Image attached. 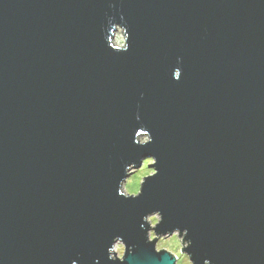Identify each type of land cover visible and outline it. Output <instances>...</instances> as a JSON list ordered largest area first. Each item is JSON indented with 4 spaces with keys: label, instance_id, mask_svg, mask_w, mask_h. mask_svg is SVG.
<instances>
[{
    "label": "water",
    "instance_id": "1",
    "mask_svg": "<svg viewBox=\"0 0 264 264\" xmlns=\"http://www.w3.org/2000/svg\"><path fill=\"white\" fill-rule=\"evenodd\" d=\"M146 154L159 174L124 200ZM154 209L196 264H264V0H0V264H110L117 234L127 264H172L145 243Z\"/></svg>",
    "mask_w": 264,
    "mask_h": 264
},
{
    "label": "clouds",
    "instance_id": "2",
    "mask_svg": "<svg viewBox=\"0 0 264 264\" xmlns=\"http://www.w3.org/2000/svg\"><path fill=\"white\" fill-rule=\"evenodd\" d=\"M114 17L108 18V28L105 31H111V36L107 37V43L112 50H119L121 53L130 51L131 32L127 26L124 15L120 14V23L114 22ZM115 37V41L114 38ZM182 57H177V67L172 71V78L177 82L182 76ZM139 122L141 117L136 115ZM143 135L136 132L133 142L139 147H145L153 142V136L146 125H142ZM158 158L152 154H146L138 161H131L123 166L122 173L117 180L116 193L124 200H135L143 194V188L149 178L157 177L159 174ZM141 229L145 234V243L152 246V251L156 256H168L172 264H196L190 249L193 241L189 237L187 227H172L158 231L159 226L164 222V216L159 209H154L142 215ZM135 255V246L129 245L124 236L113 235L106 245L107 261L110 264H127V257ZM71 264H78L77 260H72ZM99 264V260L95 261ZM203 264H213L212 260L204 259Z\"/></svg>",
    "mask_w": 264,
    "mask_h": 264
},
{
    "label": "rangeland",
    "instance_id": "3",
    "mask_svg": "<svg viewBox=\"0 0 264 264\" xmlns=\"http://www.w3.org/2000/svg\"><path fill=\"white\" fill-rule=\"evenodd\" d=\"M113 39H114V41H115V37H114Z\"/></svg>",
    "mask_w": 264,
    "mask_h": 264
}]
</instances>
